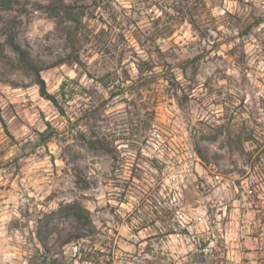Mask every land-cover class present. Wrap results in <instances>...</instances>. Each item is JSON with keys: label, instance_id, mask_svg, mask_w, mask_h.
I'll return each instance as SVG.
<instances>
[{"label": "rangeland", "instance_id": "obj_1", "mask_svg": "<svg viewBox=\"0 0 264 264\" xmlns=\"http://www.w3.org/2000/svg\"><path fill=\"white\" fill-rule=\"evenodd\" d=\"M0 44V264L40 230L49 264H264V0H0Z\"/></svg>", "mask_w": 264, "mask_h": 264}, {"label": "trees", "instance_id": "obj_2", "mask_svg": "<svg viewBox=\"0 0 264 264\" xmlns=\"http://www.w3.org/2000/svg\"><path fill=\"white\" fill-rule=\"evenodd\" d=\"M52 6H54V5H52ZM56 8L58 10H60V9H66V8H68V6L64 5V2H62L59 4V6H56ZM69 33L71 36V30ZM9 43H10V46L12 47V49L17 54L19 63L22 64L24 68L29 69L34 74V76L36 77V84H38L40 87L41 96L46 98L50 102H52L54 104V106L58 109L60 114L65 116L66 115L65 108L61 105L59 99L55 95L50 94L48 92L46 82L41 77V73L43 72L44 67L41 66L39 63H37L34 59H32L29 52L27 50H25L20 44H18V42L14 38H11ZM9 61H10L9 58L5 54L4 47L0 44V64L5 66L7 63L8 64L7 66L12 67L13 63L11 64L10 63L11 61L10 62ZM1 62H3V63H1ZM123 85H124V83H122V88H123ZM66 86H67V81H64L60 86L61 97L63 99L66 98V94H67V92H65ZM112 92L113 91H111V93H110L112 96L109 99H111L112 97L115 98L118 96ZM90 108H92V107H90ZM93 108H95V109H94V112L92 111L91 119L95 120L97 118V115L100 114V108L95 107V106ZM82 136H83L82 138H84V140H86L85 139L86 137L84 135H82ZM95 137H97V136H95ZM87 143L90 145V147L95 148V149H98V148L106 149L112 155L114 162L115 163L117 162L118 156H117L116 150L111 149L108 146L104 145L103 141L101 139H99L98 137L95 140L87 141ZM82 182H83V180H82ZM54 214L55 215L58 214L61 216H73L78 220V222L80 223V225L82 227H85L88 223H92L90 211L87 210L86 208L82 207L78 203H74V204L67 205L65 207H61L57 211H53L52 213H50L46 217L49 219ZM37 234H38L37 236H38V240L40 242V245L43 247V249L46 252L43 260L46 264H49V260L51 261V257L49 254L50 251L48 248L47 237H43V232L41 230Z\"/></svg>", "mask_w": 264, "mask_h": 264}]
</instances>
